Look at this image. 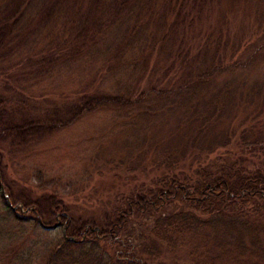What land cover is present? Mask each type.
Masks as SVG:
<instances>
[{"label": "trees", "instance_id": "16d2710c", "mask_svg": "<svg viewBox=\"0 0 264 264\" xmlns=\"http://www.w3.org/2000/svg\"><path fill=\"white\" fill-rule=\"evenodd\" d=\"M224 1L232 12L238 0ZM220 2L0 0L1 62L30 39L55 40L25 60L36 66L28 72L35 78L117 38L118 55L127 50L154 55L164 63L163 78L178 71L182 82L131 96H125L129 90L122 95L87 90L60 101L37 99L4 83L12 95L0 96V264H177L182 251L193 264H264V79L250 86L244 79L219 83L224 74L263 62L264 44L231 35L226 14L207 32V12ZM256 7L250 39L264 26L261 4ZM174 106L184 142L162 149L149 172L144 167L141 177L114 184L95 204L86 201L78 208L71 195L19 187L11 171L12 151L44 142L87 114L152 119ZM243 106V118L227 126V136L213 135L224 117L232 120L229 115ZM57 223L62 231L48 242L34 236L53 234L41 225Z\"/></svg>", "mask_w": 264, "mask_h": 264}, {"label": "rangeland", "instance_id": "374dc122", "mask_svg": "<svg viewBox=\"0 0 264 264\" xmlns=\"http://www.w3.org/2000/svg\"><path fill=\"white\" fill-rule=\"evenodd\" d=\"M257 2L261 4V14L264 15V0H238L232 12L226 11L225 1L221 0L214 6L213 12H207L211 27L206 31L218 28L219 17L226 14L231 35L243 42L252 40L258 44L257 47L264 44V26L255 33L254 39H250V31H253L256 24ZM198 30L197 28L196 32ZM32 42L33 39H30L26 46L19 48L6 61H0V96L12 95L2 87L4 83L15 86L26 95L49 100L63 99L87 90L113 95H122L129 90L131 93L125 96H131L136 90L147 93L152 87L170 89L171 86L182 83L178 71L171 77L163 78L165 68L161 58L157 60L154 55L148 58L143 52L136 50H127L129 52L124 51L118 55L120 41L117 38H110L109 42L100 44L94 50L96 52L61 63L47 76L35 78L28 72L36 70V66L30 68L31 64L24 65L25 60L28 56L40 55L55 45V40L44 38L42 41ZM252 50L253 48L245 52L243 60ZM20 62L22 65L15 67ZM251 67V70L245 69L240 73L234 71L224 74L219 78V83L223 85L229 78L244 79L248 86L256 81L261 82L264 79V61ZM161 81L168 85L164 87L166 83ZM166 107H169V102ZM152 108L157 107L152 105ZM245 111L244 106L236 108L229 115L233 119L227 120L224 117L215 127L213 135L227 136V126L232 124V127H236ZM178 112L180 110L174 106L166 110L164 116L142 119L110 111H95L44 142L12 151L14 153L9 156L11 171L18 179L19 187L43 186L62 196L71 195L69 199L78 208L84 206L83 202L86 201L95 204L98 198L101 200L108 191L111 192L114 184L117 186L120 181H128L135 175L141 177L144 167L149 172L151 161L162 149L172 148L183 140L182 132L177 133L175 128L178 123L175 113ZM12 207L19 209L22 216H31L26 209L15 205ZM61 229L58 227L54 232L52 230L51 235L35 232L34 236L43 244L57 236ZM0 245H4V242L0 241ZM184 254L186 253L180 252L177 264H193Z\"/></svg>", "mask_w": 264, "mask_h": 264}, {"label": "water", "instance_id": "95a60500", "mask_svg": "<svg viewBox=\"0 0 264 264\" xmlns=\"http://www.w3.org/2000/svg\"><path fill=\"white\" fill-rule=\"evenodd\" d=\"M4 196H5V198L7 199V196H6V195H4ZM10 208H11V210H13V211L16 210V207H12V206H10ZM41 227H42V229H44V230H55V229H57V228L59 227V224H56V225L51 226V227H47V226H43V225H41Z\"/></svg>", "mask_w": 264, "mask_h": 264}]
</instances>
